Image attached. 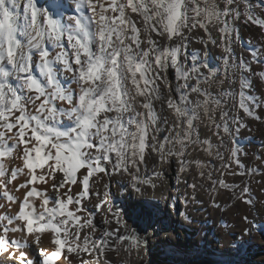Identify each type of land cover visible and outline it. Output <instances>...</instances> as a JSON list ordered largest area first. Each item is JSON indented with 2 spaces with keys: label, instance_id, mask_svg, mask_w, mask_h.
Instances as JSON below:
<instances>
[{
  "label": "snow or ice",
  "instance_id": "6c2138e0",
  "mask_svg": "<svg viewBox=\"0 0 264 264\" xmlns=\"http://www.w3.org/2000/svg\"><path fill=\"white\" fill-rule=\"evenodd\" d=\"M74 2L77 14L69 15L68 20L72 23H66L63 13H58L54 18L49 8L38 6L37 0H0V129H5L0 131V157L23 146L20 149L23 168L13 169L11 179L15 180L19 173H24L25 168L29 172L24 174L30 175V179L17 186V191L28 188L23 200L18 203V211L14 215L0 216V264H34L28 252L23 250L30 244H35L39 251V259L35 264H57L65 247L67 253H75L77 257L81 253L92 256V264H100L106 251L119 254L122 250L130 254L133 248L139 249L144 241L123 219V210L118 207L114 210L109 203L107 183L103 185L104 199L99 200L94 207L97 212L103 209L110 213L111 218L104 219L103 223L114 224L115 227L112 231L104 230L99 240L92 239L98 228L93 222V214L82 204V200L93 192L90 179L97 176L98 180H102L99 173L110 179L127 175L130 182L125 187L135 193H141L142 185L153 189L162 187V172L154 173L160 181L159 185L151 179L142 180L138 175L146 151L149 154L158 153L163 164L169 163L173 157L181 161L187 146L196 143L193 136L195 110L209 104L207 92L198 87H191L190 91L204 99L197 100L195 104L184 93L180 95L179 101L169 97L167 107L173 110L175 116L169 131L175 130V134L165 136V142H158L155 135L149 139L150 131H159L158 116L150 99L154 94L157 101L162 100L159 88L155 86L156 80H166L171 67L176 70L177 79L185 80L183 87L188 88L187 81L194 78L192 74L199 73L195 65L186 69L179 63L182 44L160 46L151 33L155 32L157 37H166L172 42L174 38L183 40L186 29L208 31L207 24L198 19L201 16L208 23L218 21L221 15L233 14L235 19H239L242 15L239 11L241 6L245 22L251 21L264 30V20L255 16L249 0H225L222 11L215 0H205L204 7H201L200 0H111V12L118 15H107L108 9L103 4L99 5L100 11L97 12L93 0ZM259 6L264 9V3ZM126 9H131L132 13L143 18V39L141 29L126 14ZM189 12L192 13L191 17ZM221 31L227 32L226 24ZM64 37L72 50V62L69 61V53L63 50ZM22 38H26V43ZM46 42L53 48L62 49L54 59H49ZM35 53L39 55L35 67L43 79L33 74ZM251 55L254 62L264 63V59H257V51H252ZM57 64L63 65V71L72 73L71 80L79 88L78 98L74 99V90L60 84ZM238 70L241 72L240 91L231 98L236 103L238 95V107L253 116L254 109L248 106L246 100H250L255 108H260L262 103L259 98L246 96L244 92L250 84L243 73L250 72L251 66L241 62ZM253 74L264 81V71ZM12 76H15L14 84L9 79ZM133 90L135 95L132 94ZM137 97L145 98L142 107L146 112L136 110ZM37 101H40L38 105ZM57 101L71 107H57ZM28 105L35 108L36 114L29 111ZM128 113L131 115L126 116ZM62 116L71 122V126L63 130L58 126V118ZM255 118L261 119L258 115ZM160 122L169 124L167 118H160ZM234 123L237 132L240 127H244L239 118H234ZM13 129H16L15 134L8 136ZM224 131L229 132L227 126ZM6 136L15 143L7 145L4 140ZM166 143L171 145L167 150ZM236 156L237 150L233 149L231 157ZM236 162L239 163L238 160ZM43 165H48L47 171L39 176L33 173L36 166ZM180 166L182 170V162ZM57 172L61 178L57 177ZM4 175V165L0 163V177ZM200 176L203 177L204 173L201 172ZM49 179L54 190L53 202L58 206L51 209L48 208L49 198L46 195L48 189L42 192L37 187L29 188V185L37 182L47 184ZM0 184H3L2 180ZM76 184L81 187V191L76 194L79 198L70 194L72 185ZM219 185L231 189L222 179ZM4 187L7 188V185ZM191 187L195 189L196 185ZM62 188L65 191L60 193ZM248 191L245 186L237 198L251 204L252 200L245 197ZM94 194L97 197L100 195L99 192ZM3 195L8 201L17 203L8 191ZM34 196L44 197L41 202L43 211L37 212L30 202L29 198ZM70 204L77 206L75 212L69 210ZM81 212L86 215L76 214ZM243 219L248 221L247 216ZM9 232H20L22 238L12 239ZM45 232L52 235L51 243L55 246L52 251H47L44 246L41 233ZM109 241H112L111 246ZM125 241L129 243L125 244ZM64 261L69 264L67 255ZM80 264H89V261L82 259Z\"/></svg>",
  "mask_w": 264,
  "mask_h": 264
},
{
  "label": "bare ground",
  "instance_id": "6f19581e",
  "mask_svg": "<svg viewBox=\"0 0 264 264\" xmlns=\"http://www.w3.org/2000/svg\"><path fill=\"white\" fill-rule=\"evenodd\" d=\"M100 1H105L107 5L111 4V0ZM93 2L99 4L97 0ZM204 2L205 0H200L201 7H204ZM37 3L38 6L49 8L54 18L67 9L70 12L76 9L74 0H37ZM215 3L222 11L225 0H215ZM249 3L254 8L255 16L264 20V9L259 6L264 0H249ZM239 11L242 13L239 19H235L233 14L221 15L218 21L214 20L211 23L201 16L198 19L207 24L208 31L199 28L191 31L186 29L183 40L174 38L172 42L166 37H157L155 32L151 33L160 46L171 47L173 43L182 44L179 63L186 69L195 65L199 73L192 74L194 78L187 81L188 88L183 87L185 80L177 79L176 70L171 67L167 71L166 80H156L155 86L159 88L162 100L157 101L154 94L150 99L153 110L158 116L159 131H150L149 139L155 135L158 142H165V136L175 134V130L169 131L175 122L173 110L167 107L169 97L179 101L180 95L184 93L195 104L197 100L204 99L203 96L190 91L191 87H198L207 92L209 104L195 110L193 136L196 143L187 146L186 154L181 161L173 157L170 158L169 163L163 164L158 153L149 154L146 151L145 160L139 165L138 175L142 180L151 179L159 185L160 181L154 173L162 172V187L153 189L148 185H142L141 193H135L125 187L130 182L127 175L110 179L99 173L98 176L103 177L102 180H98L97 176L90 179L93 192L82 200V204L93 214V222L98 228L92 239L99 240L104 230L112 231L115 227L114 224L103 223L104 219L111 218L110 213H106L103 209L97 212L94 207L99 200L104 199L103 185L107 183L109 203L114 210L117 207L123 210V219L144 241L139 249L133 248L130 254L122 250L119 254L106 251L105 258L100 264H264V81L253 74L264 71V63L254 62L251 55L252 51H257L259 53L257 59H264V30L251 21L245 22L243 6ZM113 14L118 15V13ZM126 14L132 18L137 28L141 29L143 39V18L137 13H132L131 9H126ZM189 16H192L191 12ZM63 19L66 23H72L65 17ZM225 24L226 33L221 31L225 28ZM157 27L160 25L157 24ZM22 39L26 43V38ZM47 46L46 42L45 47ZM64 48L66 49V45ZM50 56L52 55L49 54V58ZM38 61L39 55L35 53L33 72ZM241 62L251 66L250 72L243 73L246 82L250 84V87L244 89L245 95L259 98L262 103L260 108H255L250 100H246L248 106L254 109L253 116H249L238 107V95L236 103L231 98L240 91L241 72L238 66ZM9 79L13 84L16 82L15 76ZM132 94L135 95L134 90ZM77 96L74 95V99L78 98ZM144 102V97L136 98L137 111H147L142 107ZM58 107L67 109L71 106L65 104ZM224 113H227V116H224ZM256 115L261 119L257 120ZM160 118H167L169 124L164 125L160 122ZM234 118H239L244 125L238 132ZM63 120V129L71 126L66 116H63ZM225 126L228 127L229 132L224 131ZM204 141L208 143H203ZM169 147L171 145L166 143V150ZM233 149L237 150L235 158L231 157ZM13 156L8 160L6 158L10 165V167L7 165L8 170L22 168L19 165L20 160L13 159ZM237 160L239 163L236 162ZM201 172L204 173L203 177L200 176ZM56 175L61 178L59 172ZM28 179L25 178L22 184ZM221 179L231 186L230 190L220 187ZM193 184L196 185L195 189L191 187ZM32 186L46 189L38 182L29 185ZM74 186L70 194L74 198H79L76 194L81 191V187L79 184ZM245 186L249 189L245 197L252 200L251 204L243 203L237 198ZM64 191V188L60 189V193ZM95 192L100 193L99 197L94 194ZM64 199L66 200V197ZM53 207L58 206L52 205ZM76 207L75 204H70L69 210L75 212ZM76 214L86 215L83 212ZM245 216L248 217L247 222L243 219ZM16 236L10 237L18 239ZM43 238L46 250H54L55 246L51 243L52 235L47 234ZM114 239L113 237V241ZM128 243L125 241V244ZM109 244L111 246L112 241H109ZM35 248L38 251L36 245ZM215 250L216 255H213ZM65 255L69 258V264H80L82 259H87L89 264L93 261V257L87 253H81L77 257L75 253H67L65 247L57 264H65Z\"/></svg>",
  "mask_w": 264,
  "mask_h": 264
},
{
  "label": "rangeland",
  "instance_id": "374dc122",
  "mask_svg": "<svg viewBox=\"0 0 264 264\" xmlns=\"http://www.w3.org/2000/svg\"><path fill=\"white\" fill-rule=\"evenodd\" d=\"M98 4V3H97ZM100 4H103L104 5V7L107 5V3L105 2V1H100L99 2V4L98 5H96V11L98 12L100 9V7H99V5ZM106 4V5H105ZM105 8H107L108 9V12L106 13V14H108V15H111V9H110V7H109V5H107ZM64 13H63V17H65V19H68V16L69 15H72V12H70L68 9L67 10H65V11H63ZM89 15H90V13H89ZM112 15H115V14H113L112 13ZM97 19H98V16H97ZM62 43H63V45H66V49L64 48L63 50H66L68 53H69V61L70 62H72V60H74V57H72L71 56V54H70V51H72L69 47H68V43H67V39H66V37H64V38H62ZM47 49H48V51H49V54L50 55H52V56H50V58L49 59H54L55 58V56H56V54L58 53V52H60V51H62V49L61 48H56V49H53V48H51V45L50 44H48V46L46 47ZM62 68H63V65H61V64H57L56 65V71H57V79L59 80V82H60V84L62 85V86H64L65 88H71L72 90L74 89V95L75 96H77V94H78V92H79V88H78V86H77V84H75L74 82L73 83H69L68 81H70L69 80V78H71L72 77V73H68V72H66V71H63L62 70ZM37 68H35L34 67V72H33V74L35 75V76H37L38 78H40V79H43L42 77H40L39 76V71H38V74H37ZM69 74V75H68ZM11 81V80H10ZM72 86V87H71ZM75 86V87H74ZM48 91H51V89H49ZM78 91V92H77ZM78 97V96H77ZM41 99H43V98H41ZM40 103V101H37V105ZM63 103V104H62ZM56 104H57V107H58V105L60 106V105H65L66 103L65 102H61V101H57L56 102ZM28 109H29V111L30 112H32V114H36V112L34 111L35 110V108L32 106V105H28ZM63 120V116L60 118V120H58V125H59V127L61 128V129H63V125L62 124H64V120ZM63 122V123H62ZM61 124V125H60ZM0 131H5V129H0ZM15 132H16V129H13L12 130V132L11 133H8L7 135L8 136H13L14 134H15ZM4 140H6V142H7V145H13L14 143H15V141L14 140H11V139H7V136L4 138ZM23 146H20V148H14V149H12L11 151H10V154L8 153V152H6V154L4 155V156H2V157H0V163H3V165H5L4 166V169H5V175L4 176H2V177H0V180H2L3 181V184H0V205H4L5 204V207H0V216H2V215H14L17 211H18V203L20 202V201H22L23 200V197H24V195H25V193H26V191L28 190V188H21L19 191H17L16 189H17V186L18 185H20V184H22V181L26 178H29L30 179V175H28V176H26L24 173H28L29 172V170L27 169V168H25L24 169V173H19L18 175H17V177H16V179L15 180H12L11 179V172H12V170L13 169H10V170H8V168H7V165H9V163L7 162V160H8V158L9 157H11V156H13V159H18V161H19V165H21L22 166V168H23V160L20 158V149L22 148ZM0 150H2V149H0ZM17 154V155H16ZM11 155V156H10ZM16 155V156H15ZM19 156V157H18ZM15 157V158H14ZM33 157H34V153H33ZM6 158H7V160H6ZM20 158V159H19ZM14 161V160H13ZM8 163V164H7ZM49 163H51V161H49ZM8 167H10V165L8 166ZM15 169V168H14ZM47 169H48V165H43L42 167L41 166H36L35 168H34V170H33V173L34 174H36V172H37V176H39V175H41L44 171H47ZM78 176H79V173L77 174ZM9 180H11V183H9ZM38 184H40V185H42L43 187H46V189H48V191H47V193H46V195L48 196V198H49V204H48V208H52V205H55L54 204V202H53V197H52V188H51V184H52V180H48V183L47 184H43V183H39L38 182ZM4 185H7V188H5L4 187ZM31 185H34V184H31ZM32 187H35V186H32ZM40 187V186H39ZM39 187H37V189L39 190V191H42L43 192V190H44V188H39ZM75 186L74 185H72V189L74 188ZM29 188H31V187H29ZM51 188V189H50ZM5 191H8V193L10 194V195H12L13 197H15L16 198V201H17V203L15 204V203H12L11 201H8L5 197H4V195H3V193L5 192ZM44 197L43 196H41L40 198H36L35 196L34 197H30L29 198V200H30V202L31 203H34L33 205L35 206V208H36V211L37 212H41V210L43 211V209H42V207H41V202H42V199H43ZM13 205V206H12ZM51 206V207H50ZM10 208V209H9ZM41 209V210H40ZM38 210H40V211H38ZM0 234H2V233H0ZM49 235L50 233H47V232H45V233H43L41 236H42V239L44 240V236L45 235ZM11 235H14V236H16L18 239H21L22 238V233H20V232H16V233H12V232H9V236H11ZM24 251H26V252H28V256H29V259H33L32 261L34 262H36V261H38V259H39V251H37L36 250V248H35V244H30V245H28V246H26L24 249H23ZM218 252V251H217ZM213 255H216V250H215V253L213 254ZM189 263H192V261H189Z\"/></svg>",
  "mask_w": 264,
  "mask_h": 264
}]
</instances>
